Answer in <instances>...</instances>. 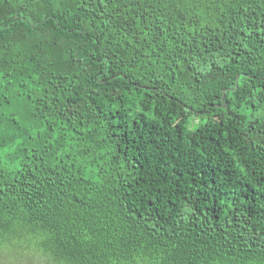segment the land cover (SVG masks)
Instances as JSON below:
<instances>
[{"label":"trees","instance_id":"obj_1","mask_svg":"<svg viewBox=\"0 0 264 264\" xmlns=\"http://www.w3.org/2000/svg\"><path fill=\"white\" fill-rule=\"evenodd\" d=\"M264 264V0H0V257Z\"/></svg>","mask_w":264,"mask_h":264},{"label":"rangeland","instance_id":"obj_2","mask_svg":"<svg viewBox=\"0 0 264 264\" xmlns=\"http://www.w3.org/2000/svg\"><path fill=\"white\" fill-rule=\"evenodd\" d=\"M0 264H46L39 258L29 257L21 252H11L0 257Z\"/></svg>","mask_w":264,"mask_h":264}]
</instances>
